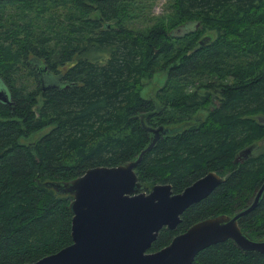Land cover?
I'll use <instances>...</instances> for the list:
<instances>
[{
    "label": "trees",
    "instance_id": "trees-1",
    "mask_svg": "<svg viewBox=\"0 0 264 264\" xmlns=\"http://www.w3.org/2000/svg\"><path fill=\"white\" fill-rule=\"evenodd\" d=\"M150 6L0 0V88L9 96L0 100V264L32 261L71 241L70 195L40 183L132 159L149 138L141 113L147 125L176 127L135 165L143 186L168 182L177 192L207 170L228 171L175 228L158 230L150 250L198 219L245 207L264 179V121L255 117L264 115V8L168 0L155 15ZM155 73L162 84L142 96ZM249 143L255 154L233 162ZM237 224L251 238L264 236V189ZM189 264H264V252L225 239Z\"/></svg>",
    "mask_w": 264,
    "mask_h": 264
},
{
    "label": "water",
    "instance_id": "water-1",
    "mask_svg": "<svg viewBox=\"0 0 264 264\" xmlns=\"http://www.w3.org/2000/svg\"><path fill=\"white\" fill-rule=\"evenodd\" d=\"M207 36L198 42L202 44ZM0 100L9 102L0 88ZM138 115L141 128L149 133L146 144L127 161L116 165H94L66 180H45L40 184L55 193L69 194L71 241L58 250L20 264H189L195 253L208 244L230 239L244 251L264 252V236L251 238L240 230L237 219L260 199L264 179L252 200L232 214L218 213L198 219L174 234L161 247L150 250L161 227L175 228L180 213L207 195L224 176L208 171L172 193L168 183H154L147 192L137 181L134 167L161 134L176 127L149 126ZM264 121L263 114H257ZM250 146L239 150L245 156Z\"/></svg>",
    "mask_w": 264,
    "mask_h": 264
},
{
    "label": "flooded vegetation",
    "instance_id": "flooded-vegetation-1",
    "mask_svg": "<svg viewBox=\"0 0 264 264\" xmlns=\"http://www.w3.org/2000/svg\"><path fill=\"white\" fill-rule=\"evenodd\" d=\"M252 1V3H253V5H255L256 7H263L264 8V0H251ZM179 28H181V27H179ZM161 84H155V86H151L150 88H149V90L146 92V94H144V95H142V96H145V97H150V96H153V94H154V91H155V89L158 87V86H160ZM213 91H215V89H213ZM212 101H214V102H216V104L218 103L214 98H212ZM255 117H256V119H257V116L255 115ZM149 126H152V125H149ZM156 126V125H155ZM148 136H149V133H148ZM160 136V135H159ZM159 136H158V138H159ZM157 138V139H158ZM247 146H250V151H249V153L248 154H246L245 156H243V155H237L236 157H235V155H236V153L239 151V150H241V149H243L244 147H247ZM255 143H249V144H246V145H244L243 147H241V148H239V149H237L235 152H234V154H233V156H232V161L233 162H236V163H241V162H243L244 160H246V159H248V158H250V157H252L254 154H255ZM220 169H223L222 167L220 168ZM208 171H214L215 173H217L218 175H220V176H226V174H228V171H216V170H207L206 172H204L203 174H201V175H199L198 177H196L195 179H197V178H199V177H201L202 175H204L205 173H207ZM195 179H193L192 181H194ZM191 181V182H192ZM222 181V180H221ZM220 181V182H221ZM191 182H189L188 184H190ZM156 183H168V182H156ZM154 184V183H153ZM169 184V186H171L170 185V183H168ZM188 184H186V185H188ZM218 184V183H217ZM216 184V185H217ZM152 185V184H151ZM151 185H149L148 186V188H146L145 186V188H144V191L145 192H147V190L150 188V186ZM185 185V186H186ZM215 185V186H216ZM184 186V187H185ZM214 186V187H215ZM213 187V188H214ZM212 188V189H213ZM183 189V188H182ZM181 189V190H182ZM211 189V190H212ZM170 190H171V187H170ZM181 190H179V191H181ZM257 190V189H256ZM255 190V191H256ZM179 191H177V192H179ZM171 192H172V190H171ZM211 191H209L207 194H209ZM172 193H174V192H172ZM254 194H255V192H254ZM254 194H253V196H254ZM206 196V195H205ZM204 196V197H205ZM253 196H252V198H253ZM203 198V197H202ZM252 198H251V200H252ZM201 199V198H200ZM199 199V200H200Z\"/></svg>",
    "mask_w": 264,
    "mask_h": 264
},
{
    "label": "rangeland",
    "instance_id": "rangeland-1",
    "mask_svg": "<svg viewBox=\"0 0 264 264\" xmlns=\"http://www.w3.org/2000/svg\"><path fill=\"white\" fill-rule=\"evenodd\" d=\"M167 1L168 0H148V3L151 5L150 6V12L152 14L157 15L158 13H161L164 10L167 11L166 10ZM163 79H164V76L161 73L153 74L150 78H148L146 83H144L140 86V89H139L140 94H142V95L146 94V92L149 90V88L151 86H155V84H162ZM45 129H46V127L42 128L38 131H34L33 133L27 135L23 139L24 140H35L40 136L42 131H44Z\"/></svg>",
    "mask_w": 264,
    "mask_h": 264
}]
</instances>
